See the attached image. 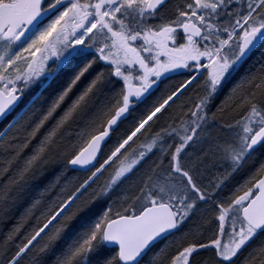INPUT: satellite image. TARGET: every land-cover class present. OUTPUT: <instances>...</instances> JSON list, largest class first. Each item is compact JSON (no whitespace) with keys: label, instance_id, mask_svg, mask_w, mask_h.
Instances as JSON below:
<instances>
[{"label":"snow or ice","instance_id":"obj_1","mask_svg":"<svg viewBox=\"0 0 264 264\" xmlns=\"http://www.w3.org/2000/svg\"><path fill=\"white\" fill-rule=\"evenodd\" d=\"M5 120L0 264H264V0H0Z\"/></svg>","mask_w":264,"mask_h":264},{"label":"rangeland","instance_id":"obj_2","mask_svg":"<svg viewBox=\"0 0 264 264\" xmlns=\"http://www.w3.org/2000/svg\"><path fill=\"white\" fill-rule=\"evenodd\" d=\"M245 67H247V65L245 66ZM11 119V116H9L8 117V120H10ZM5 123H7V120H5L3 123H0V130H2V128H3V125L5 124ZM264 149H259L258 151L259 152H264L263 151ZM241 178H242V175H238L232 182H230V184H229V188H233V187H235V185H236V183H238L240 180H241ZM224 194H227V191H225V193H222V195H224Z\"/></svg>","mask_w":264,"mask_h":264},{"label":"flooded vegetation","instance_id":"obj_3","mask_svg":"<svg viewBox=\"0 0 264 264\" xmlns=\"http://www.w3.org/2000/svg\"><path fill=\"white\" fill-rule=\"evenodd\" d=\"M246 66V65H245ZM173 79H179V77H174Z\"/></svg>","mask_w":264,"mask_h":264},{"label":"trees","instance_id":"obj_4","mask_svg":"<svg viewBox=\"0 0 264 264\" xmlns=\"http://www.w3.org/2000/svg\"><path fill=\"white\" fill-rule=\"evenodd\" d=\"M264 151V150H263ZM204 255H207V253H205Z\"/></svg>","mask_w":264,"mask_h":264}]
</instances>
